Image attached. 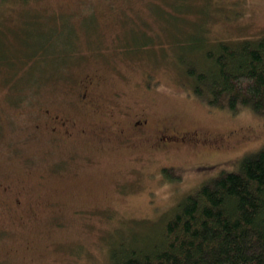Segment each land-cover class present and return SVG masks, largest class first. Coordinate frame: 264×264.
Segmentation results:
<instances>
[{
    "label": "rangeland",
    "instance_id": "obj_1",
    "mask_svg": "<svg viewBox=\"0 0 264 264\" xmlns=\"http://www.w3.org/2000/svg\"><path fill=\"white\" fill-rule=\"evenodd\" d=\"M33 9L70 42L24 105L17 97L33 81L11 89L0 77V264H109L112 248L149 236L184 196L264 147V115L208 104L184 68L200 40L264 34V0H40ZM47 110L75 119L73 138L50 130ZM137 115L219 133L224 145L96 141L100 128Z\"/></svg>",
    "mask_w": 264,
    "mask_h": 264
},
{
    "label": "trees",
    "instance_id": "obj_2",
    "mask_svg": "<svg viewBox=\"0 0 264 264\" xmlns=\"http://www.w3.org/2000/svg\"><path fill=\"white\" fill-rule=\"evenodd\" d=\"M39 1L0 0V77L11 89L33 81L17 97L18 106L61 65L60 41L70 42L68 34L40 23L41 9H33ZM13 18L20 27L9 23ZM187 54L184 68L195 96L217 107L264 115V34L203 39ZM109 264H264V147L244 156L236 171L223 172L184 196L149 236L134 234L112 248Z\"/></svg>",
    "mask_w": 264,
    "mask_h": 264
},
{
    "label": "flooded vegetation",
    "instance_id": "obj_3",
    "mask_svg": "<svg viewBox=\"0 0 264 264\" xmlns=\"http://www.w3.org/2000/svg\"><path fill=\"white\" fill-rule=\"evenodd\" d=\"M93 79L86 77L82 83L83 91L81 98H87L89 85L92 84ZM81 100V99H80ZM46 112L49 115L48 126L61 139L73 138L76 128L75 119L69 114L55 113L52 114L49 110ZM81 133L85 129H80ZM164 132V134H161ZM96 141L103 144L109 142H116L114 144L132 146L134 148L141 145H146V148L162 147L170 148L174 146H193L197 148H220L224 145L223 138L219 133L205 132L201 129L181 131L173 124L155 123L150 124L148 118L137 115L132 116L126 120L121 121L120 125L109 124L99 129L96 134ZM14 205L19 207L21 202L19 198L14 199Z\"/></svg>",
    "mask_w": 264,
    "mask_h": 264
}]
</instances>
